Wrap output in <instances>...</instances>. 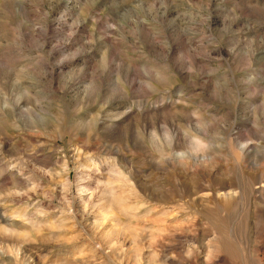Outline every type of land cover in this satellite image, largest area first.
Segmentation results:
<instances>
[{
  "label": "rangeland",
  "instance_id": "374dc122",
  "mask_svg": "<svg viewBox=\"0 0 264 264\" xmlns=\"http://www.w3.org/2000/svg\"><path fill=\"white\" fill-rule=\"evenodd\" d=\"M0 264H264V0H0Z\"/></svg>",
  "mask_w": 264,
  "mask_h": 264
}]
</instances>
